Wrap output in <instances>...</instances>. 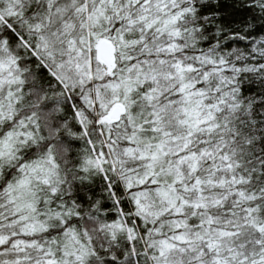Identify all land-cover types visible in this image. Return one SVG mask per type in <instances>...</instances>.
<instances>
[{"label": "snow or ice", "instance_id": "6c2138e0", "mask_svg": "<svg viewBox=\"0 0 264 264\" xmlns=\"http://www.w3.org/2000/svg\"><path fill=\"white\" fill-rule=\"evenodd\" d=\"M0 264H264V0H0Z\"/></svg>", "mask_w": 264, "mask_h": 264}]
</instances>
